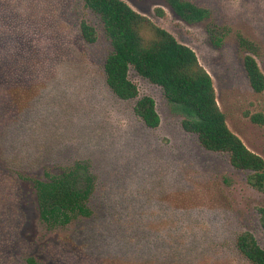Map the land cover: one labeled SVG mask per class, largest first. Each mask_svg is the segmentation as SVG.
Instances as JSON below:
<instances>
[{
	"label": "rangeland",
	"instance_id": "1",
	"mask_svg": "<svg viewBox=\"0 0 264 264\" xmlns=\"http://www.w3.org/2000/svg\"><path fill=\"white\" fill-rule=\"evenodd\" d=\"M125 1L196 52L229 127L264 158V124L250 118L264 114V91L244 65L253 53L264 72V0H183L207 11L189 19L170 0ZM111 51L83 0H0V264H251L236 239L251 231L264 248V192L184 130L183 112L135 69L139 96L119 98L106 80ZM144 95L155 128L135 113ZM77 160L97 176L93 214L51 228L34 181Z\"/></svg>",
	"mask_w": 264,
	"mask_h": 264
},
{
	"label": "trees",
	"instance_id": "2",
	"mask_svg": "<svg viewBox=\"0 0 264 264\" xmlns=\"http://www.w3.org/2000/svg\"><path fill=\"white\" fill-rule=\"evenodd\" d=\"M83 2L101 18L112 46L105 62L106 80L112 91L124 100L139 96L138 86L129 76L131 68L161 86L167 100L185 115L183 129L196 134L204 148L227 153L235 168L249 171L248 183L264 192V158L229 127L217 100L213 78L196 52L125 0ZM170 2L187 19L201 18L207 13L189 1ZM80 26L86 41L94 43L98 40L99 33L91 22L83 19ZM244 65L252 88L263 92L264 72L253 53L245 56ZM134 110L148 127L155 128L160 124L152 96L138 98ZM250 118L264 124L263 113L250 114ZM34 185L41 220L51 228L93 214L90 200L96 190L97 176L88 160H77L58 173L46 171L45 178L35 179ZM257 210L264 229V205ZM236 245L251 264H264V248L251 231L240 233ZM28 261L37 264L33 258Z\"/></svg>",
	"mask_w": 264,
	"mask_h": 264
}]
</instances>
